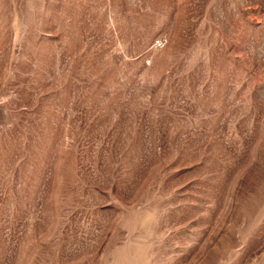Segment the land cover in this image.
I'll return each instance as SVG.
<instances>
[{
  "label": "rangeland",
  "instance_id": "rangeland-1",
  "mask_svg": "<svg viewBox=\"0 0 264 264\" xmlns=\"http://www.w3.org/2000/svg\"><path fill=\"white\" fill-rule=\"evenodd\" d=\"M0 264H264V0H0Z\"/></svg>",
  "mask_w": 264,
  "mask_h": 264
}]
</instances>
